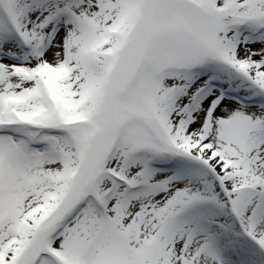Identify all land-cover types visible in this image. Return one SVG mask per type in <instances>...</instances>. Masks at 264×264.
<instances>
[{"label": "snow or ice", "instance_id": "6c2138e0", "mask_svg": "<svg viewBox=\"0 0 264 264\" xmlns=\"http://www.w3.org/2000/svg\"><path fill=\"white\" fill-rule=\"evenodd\" d=\"M0 264H264V0H0Z\"/></svg>", "mask_w": 264, "mask_h": 264}]
</instances>
